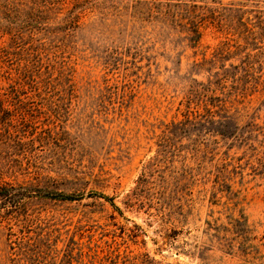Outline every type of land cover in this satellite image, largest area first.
Instances as JSON below:
<instances>
[{"label": "rangeland", "instance_id": "374dc122", "mask_svg": "<svg viewBox=\"0 0 264 264\" xmlns=\"http://www.w3.org/2000/svg\"><path fill=\"white\" fill-rule=\"evenodd\" d=\"M3 46L54 91L0 105L44 135L1 182L78 197L2 211L0 264H264V0H0Z\"/></svg>", "mask_w": 264, "mask_h": 264}, {"label": "trees", "instance_id": "16d2710c", "mask_svg": "<svg viewBox=\"0 0 264 264\" xmlns=\"http://www.w3.org/2000/svg\"><path fill=\"white\" fill-rule=\"evenodd\" d=\"M196 37L200 33L197 31ZM12 51L5 46L0 47V77L4 80V85L0 86V105L3 103L23 104L25 98L46 101L54 91V85L45 75L48 69L42 67L40 59H24L19 56L11 58ZM35 58V57H34ZM23 60V63H22ZM26 109L5 111L4 120H0V132L6 136V143L9 152L0 153L7 160H18L31 152L35 140L43 139L44 135L35 137L30 135L33 125L26 117ZM35 134V133H33ZM14 155V156H13ZM4 175L0 169V216L2 211L16 213L17 208L29 197H49L53 199L73 200L78 197L74 193L62 191H51L47 189L28 187L26 185H12L1 182ZM70 256V255H69ZM71 257V256H70Z\"/></svg>", "mask_w": 264, "mask_h": 264}]
</instances>
